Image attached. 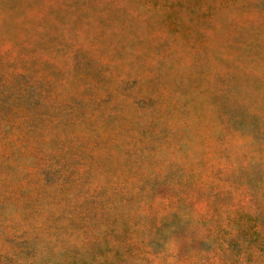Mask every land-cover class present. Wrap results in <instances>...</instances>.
Returning a JSON list of instances; mask_svg holds the SVG:
<instances>
[{
	"label": "rangeland",
	"instance_id": "rangeland-1",
	"mask_svg": "<svg viewBox=\"0 0 264 264\" xmlns=\"http://www.w3.org/2000/svg\"><path fill=\"white\" fill-rule=\"evenodd\" d=\"M0 264H264V0H0Z\"/></svg>",
	"mask_w": 264,
	"mask_h": 264
}]
</instances>
